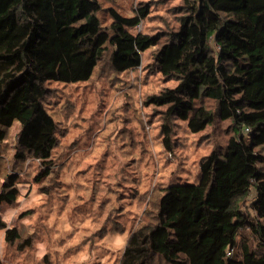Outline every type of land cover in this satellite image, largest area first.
<instances>
[{"label": "trees", "instance_id": "obj_1", "mask_svg": "<svg viewBox=\"0 0 264 264\" xmlns=\"http://www.w3.org/2000/svg\"><path fill=\"white\" fill-rule=\"evenodd\" d=\"M150 6L140 1L126 15L99 0H0V142L18 121L14 158L37 159L34 181H41L58 143L46 83L87 81L106 53L122 73L156 47L152 65L164 84L143 105L160 114L163 147L172 151L178 122L197 133L217 117L229 120L231 132L200 157L197 182L162 189L150 218L131 229L117 264H264V0H179L175 23L134 33ZM18 174L6 175L0 204L16 200ZM250 195L252 218L243 210ZM244 228L254 247L239 238ZM0 229L9 243L20 238L1 216ZM30 244L28 236L18 247ZM229 248L235 253L225 258Z\"/></svg>", "mask_w": 264, "mask_h": 264}, {"label": "rangeland", "instance_id": "obj_2", "mask_svg": "<svg viewBox=\"0 0 264 264\" xmlns=\"http://www.w3.org/2000/svg\"><path fill=\"white\" fill-rule=\"evenodd\" d=\"M99 1L129 15L147 0ZM148 1L149 14L134 33L158 32L176 22L172 8L179 0ZM99 16L109 22L105 10ZM155 49L143 51L140 65L122 73L112 70L106 53L87 81L46 83L45 103L57 122L58 143L51 172L41 181H34L37 159L14 158L20 123L8 128L0 142V188L8 173L18 172L19 194L13 203L0 204V216L17 227L20 238L9 243L0 229V264H117L131 229L150 218L162 189L197 182L200 157L225 144L230 122L215 117L197 133L175 123L172 151L163 147L160 114L143 105L144 97L164 84L152 65ZM251 197L243 205L250 218ZM28 236L31 244L20 249ZM242 237L255 246L247 228Z\"/></svg>", "mask_w": 264, "mask_h": 264}, {"label": "built area", "instance_id": "obj_3", "mask_svg": "<svg viewBox=\"0 0 264 264\" xmlns=\"http://www.w3.org/2000/svg\"><path fill=\"white\" fill-rule=\"evenodd\" d=\"M245 130H248L247 128H245ZM235 253V250L233 248H229L226 250V253H225V258H230L234 255Z\"/></svg>", "mask_w": 264, "mask_h": 264}]
</instances>
